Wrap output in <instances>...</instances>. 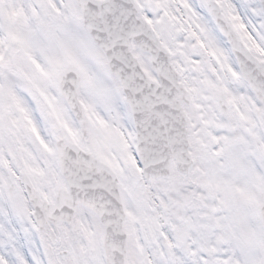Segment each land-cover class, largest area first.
Here are the masks:
<instances>
[{
	"label": "snow or ice",
	"instance_id": "6c2138e0",
	"mask_svg": "<svg viewBox=\"0 0 264 264\" xmlns=\"http://www.w3.org/2000/svg\"><path fill=\"white\" fill-rule=\"evenodd\" d=\"M0 264H264V0H0Z\"/></svg>",
	"mask_w": 264,
	"mask_h": 264
}]
</instances>
